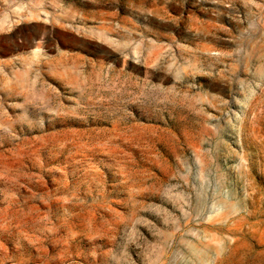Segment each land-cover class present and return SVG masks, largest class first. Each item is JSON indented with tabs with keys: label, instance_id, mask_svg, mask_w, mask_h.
Returning a JSON list of instances; mask_svg holds the SVG:
<instances>
[{
	"label": "rangeland",
	"instance_id": "374dc122",
	"mask_svg": "<svg viewBox=\"0 0 264 264\" xmlns=\"http://www.w3.org/2000/svg\"><path fill=\"white\" fill-rule=\"evenodd\" d=\"M0 264H264V0H0Z\"/></svg>",
	"mask_w": 264,
	"mask_h": 264
}]
</instances>
